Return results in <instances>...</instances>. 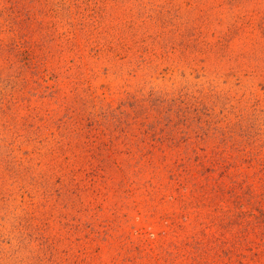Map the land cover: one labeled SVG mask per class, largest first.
<instances>
[{
    "label": "rangeland",
    "instance_id": "rangeland-1",
    "mask_svg": "<svg viewBox=\"0 0 264 264\" xmlns=\"http://www.w3.org/2000/svg\"><path fill=\"white\" fill-rule=\"evenodd\" d=\"M0 264H264V0H0Z\"/></svg>",
    "mask_w": 264,
    "mask_h": 264
}]
</instances>
